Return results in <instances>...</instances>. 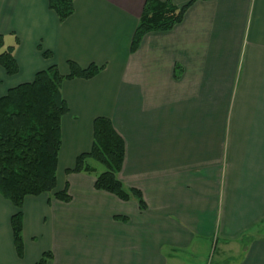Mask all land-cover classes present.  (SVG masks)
Here are the masks:
<instances>
[{
	"label": "crops",
	"instance_id": "1",
	"mask_svg": "<svg viewBox=\"0 0 264 264\" xmlns=\"http://www.w3.org/2000/svg\"><path fill=\"white\" fill-rule=\"evenodd\" d=\"M144 1L73 0L60 22L47 0H0L18 66L11 76L0 67V97L52 64L61 75L68 61L103 67L60 87L54 192L66 185L70 201L24 199L19 257L15 208L0 196V264L44 252L47 264H264V0H171L191 2L182 21L131 53ZM97 117L123 138L118 178L144 210L95 189L93 162L91 174L66 172L89 151Z\"/></svg>",
	"mask_w": 264,
	"mask_h": 264
},
{
	"label": "trees",
	"instance_id": "2",
	"mask_svg": "<svg viewBox=\"0 0 264 264\" xmlns=\"http://www.w3.org/2000/svg\"><path fill=\"white\" fill-rule=\"evenodd\" d=\"M48 8L58 20L63 22L74 11L73 0H47ZM188 2L180 7L171 0H145L135 27L130 49L135 52L147 33L166 32L179 24L190 6ZM14 47H4L0 35V67L9 76L18 71L13 55ZM46 59L51 52L42 51ZM68 73L61 75L56 65L35 74L31 82L10 88L0 97V196L9 201L15 211L10 217L14 248L19 257L23 253L22 204L27 196L50 194L62 202H69L67 186L54 192L56 186V167L61 145V119L68 112V106L60 91L67 79H91L102 66L91 64L79 67L67 62ZM178 67H176L177 69ZM179 69L176 70V76ZM125 156L123 138L116 132L110 119L97 117L93 121L92 145L88 152L78 155L74 166L67 173L95 172L90 162L104 167L95 175L94 188L116 196L122 201L136 199L140 210L146 208L140 190L126 188L119 180ZM121 220L124 217L116 216ZM51 259L44 252L34 264H47Z\"/></svg>",
	"mask_w": 264,
	"mask_h": 264
},
{
	"label": "rangeland",
	"instance_id": "3",
	"mask_svg": "<svg viewBox=\"0 0 264 264\" xmlns=\"http://www.w3.org/2000/svg\"><path fill=\"white\" fill-rule=\"evenodd\" d=\"M93 164H94V166H95V168H96V171H97L98 173L104 171V167H103L101 164L96 163V162H93ZM195 261H196V260H195Z\"/></svg>",
	"mask_w": 264,
	"mask_h": 264
}]
</instances>
